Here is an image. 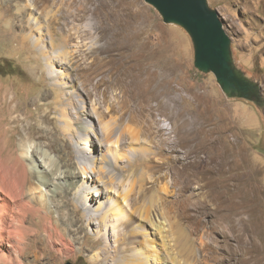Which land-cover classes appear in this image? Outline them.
Returning <instances> with one entry per match:
<instances>
[{
  "label": "rangeland",
  "instance_id": "obj_1",
  "mask_svg": "<svg viewBox=\"0 0 264 264\" xmlns=\"http://www.w3.org/2000/svg\"><path fill=\"white\" fill-rule=\"evenodd\" d=\"M1 1L0 176L17 181L27 169L34 186L42 178L36 173L42 167L22 148L44 153L48 166L76 161L74 140L60 127L61 113L69 111L93 124L94 170L113 196L101 214L114 220L101 222L100 242L72 199L48 221L66 232L61 219L70 215L79 235L62 246L46 242L44 231L32 233L22 264H240V238L257 245L264 263V0H207L230 39L237 80L256 95L249 98L199 68L192 35L147 0L101 1L99 17L87 11L77 19L72 15L84 0H62V7L50 0L52 6L32 11L36 21ZM61 51L72 70L60 81L80 97L57 103L46 62ZM80 106L93 116L80 114ZM222 161V175H237L230 189L251 177L259 195L253 214H244V234L221 203L226 184L215 165Z\"/></svg>",
  "mask_w": 264,
  "mask_h": 264
},
{
  "label": "bare ground",
  "instance_id": "obj_2",
  "mask_svg": "<svg viewBox=\"0 0 264 264\" xmlns=\"http://www.w3.org/2000/svg\"><path fill=\"white\" fill-rule=\"evenodd\" d=\"M6 1L5 6L7 9L15 8L20 14L30 15V19L34 21H36V18L34 19V16L32 17V11L38 12L37 6L40 3H50V0H17L15 3L9 2V0ZM101 1L105 0H96L93 5V0H84L82 5L75 10V13H73L72 16L77 19L80 16V13L89 11L94 16L99 17L101 15ZM2 2L3 1L0 0L1 5ZM64 3L65 1L61 0L59 5L62 7L64 6ZM51 4L52 3H50V5ZM89 5H92V7L89 8ZM38 26H40V24ZM41 27L42 23L40 28ZM76 33L80 34L79 29ZM23 38L29 39V36ZM34 39L37 41L36 39L38 38ZM69 58L70 55L68 53L61 51L57 52V54H52L46 62L47 72L49 74L48 78L51 84L50 90L55 92L56 88L55 93L57 101L55 102L57 103L63 97H67L72 101V98L80 97L79 94L72 95V92L67 90L68 87L66 88L60 81L64 71L67 72L69 69L72 70V61ZM46 92H48V90ZM46 92H43L39 97L46 95ZM79 113L89 115L90 117L93 116L91 111L85 106H80ZM46 118L48 119L49 117L47 116ZM60 127L66 138L74 140L76 161L73 163L64 162L62 166H48L45 159L41 160L45 155L44 153L40 152L42 155L39 157L38 150L30 153V149L22 148L21 150L25 153L27 160H29L30 157L33 159L34 164L35 161L40 164L42 172L36 171V173H38V178H42L39 180L36 179V184L34 186L32 183L31 185L27 183L28 175H31V172H28L27 169L24 170L22 177L17 181L10 178L9 181L6 182L4 180L5 177L3 175L0 176V261L2 260L6 262V264L11 262L22 264L21 256L24 251L33 248V242L28 238L32 233H40L41 231H44L46 234V242L49 241L53 242L54 245L62 246L65 245V238L67 236H71L72 233L76 236V230L72 228L74 219L70 215L61 219L62 224H66L65 221L68 222L66 225L69 227L66 226V232H61L48 221L50 213L62 212L67 208L68 204L70 205V203L72 204V202H74L72 199L75 200L74 203L76 205L74 204V207H84L88 213H86L88 224L94 225L97 228L95 232L96 236L94 238L95 241L100 242L102 239L99 234V226L101 222L105 221L106 224L109 225V222L114 220L113 218H108L105 214H101L103 210L108 209L110 205L113 204L112 202L109 204V201L113 200V196H111L112 191L105 187L98 177L99 175L97 176L94 170L98 163V158L94 155L95 150L93 149V144L91 142L93 124L87 125V123L80 121L76 113L66 111L61 113ZM82 130H84V132ZM99 149L100 151L103 150L102 144ZM101 160L106 159L104 158ZM224 164L225 163L222 161L215 165V170L218 171L222 183L224 185L226 184V188L223 186L220 194L222 199L221 203L228 211L226 219L232 223L234 227H238L242 234H244L248 227L244 221L246 220L244 214H253L259 203V195L254 191V182L251 177H248V179L241 183H234L233 189H230L228 185L231 181L236 179L235 176L237 175H234V173L222 175L221 171H224L225 169ZM73 165L74 168H71ZM229 172H231V170ZM239 176L243 177L241 172H239ZM15 178H17V176ZM249 194L251 196H249ZM115 227H119L118 223ZM52 230L57 231L56 236L59 240H57ZM133 234L131 233L132 236ZM137 234L144 237V240H147L149 237V234L144 230H141ZM125 239H122L124 240L123 244L125 243ZM243 239L240 238L239 241V249L242 252V255L239 258V263L264 264L259 254L256 256L258 253L257 245L253 246L255 245L253 244L252 246H249L250 243L248 242L247 246V242L245 243ZM130 240L131 239L129 238L128 241L132 242V240ZM128 256V253L123 254L121 257L122 259L120 258L121 262H127ZM134 256L139 258L138 254H134Z\"/></svg>",
  "mask_w": 264,
  "mask_h": 264
},
{
  "label": "water",
  "instance_id": "obj_3",
  "mask_svg": "<svg viewBox=\"0 0 264 264\" xmlns=\"http://www.w3.org/2000/svg\"><path fill=\"white\" fill-rule=\"evenodd\" d=\"M147 1L158 8L167 22L183 26L192 35L199 68L214 71L227 91L236 86L242 90L243 98L256 97L252 87H243L244 82L237 80L230 39L223 29L218 13L208 7L207 0Z\"/></svg>",
  "mask_w": 264,
  "mask_h": 264
},
{
  "label": "trees",
  "instance_id": "obj_4",
  "mask_svg": "<svg viewBox=\"0 0 264 264\" xmlns=\"http://www.w3.org/2000/svg\"><path fill=\"white\" fill-rule=\"evenodd\" d=\"M7 66L10 68L12 67V64L10 62L7 63ZM2 74V73H1Z\"/></svg>",
  "mask_w": 264,
  "mask_h": 264
}]
</instances>
